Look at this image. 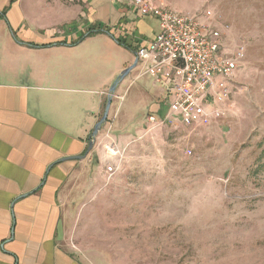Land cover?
<instances>
[{"label":"rangeland","instance_id":"rangeland-1","mask_svg":"<svg viewBox=\"0 0 264 264\" xmlns=\"http://www.w3.org/2000/svg\"><path fill=\"white\" fill-rule=\"evenodd\" d=\"M151 1L211 13L208 23L223 31L227 51L244 47L232 107L207 127L149 130L142 117L111 133L117 158L107 155L105 125L97 136L101 164L93 149L87 182L67 185V192L83 188L72 195L78 212L66 241L98 264H264V0ZM151 82L136 80L113 103L121 118L134 119L131 106Z\"/></svg>","mask_w":264,"mask_h":264},{"label":"crops","instance_id":"crops-1","mask_svg":"<svg viewBox=\"0 0 264 264\" xmlns=\"http://www.w3.org/2000/svg\"><path fill=\"white\" fill-rule=\"evenodd\" d=\"M159 26L114 0H0V264H98L95 255L70 249L65 232L78 212L72 195L83 188L67 192V185L87 182L91 156L59 161L85 154L111 87ZM144 77L151 85L131 108L145 114L121 118L119 105L111 106L104 145L121 151L112 132L142 117L148 128L149 116L167 113L170 84L140 67L120 84L126 90L117 87L112 105Z\"/></svg>","mask_w":264,"mask_h":264},{"label":"built area","instance_id":"built-area-1","mask_svg":"<svg viewBox=\"0 0 264 264\" xmlns=\"http://www.w3.org/2000/svg\"><path fill=\"white\" fill-rule=\"evenodd\" d=\"M114 1L134 9L141 17L156 19L160 25L155 39L137 49V67L157 83L168 82L173 99L165 116L148 117V129L180 124L207 127L223 119L232 107L234 80L243 66L244 47L227 51L223 31L208 23L211 13L200 17L148 0ZM105 149L113 157L121 154L114 144ZM105 172L112 177L116 167L107 166Z\"/></svg>","mask_w":264,"mask_h":264},{"label":"water","instance_id":"water-1","mask_svg":"<svg viewBox=\"0 0 264 264\" xmlns=\"http://www.w3.org/2000/svg\"><path fill=\"white\" fill-rule=\"evenodd\" d=\"M137 64H138V61L135 60L134 63L130 67L126 68L118 76L115 83L111 87V89L109 91V96H108V100H107V103L105 106L104 113H103L100 121L95 125V128H94L92 134L90 135L89 146H88V149L85 152V154L83 156H80V157L75 156V157L64 158V159L60 160L59 162H64V161H68V160L85 159L89 155V153L94 149V146H95L96 141H97V136L102 131L103 126L106 125V123L108 121L110 109H111L112 102H113V97L115 95L117 87L132 73L133 70H135V68L137 67Z\"/></svg>","mask_w":264,"mask_h":264}]
</instances>
